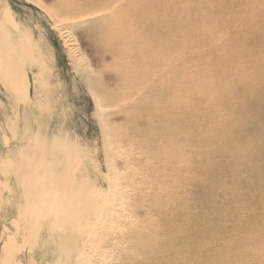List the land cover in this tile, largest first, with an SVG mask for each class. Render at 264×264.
<instances>
[{"label": "rangeland", "instance_id": "374dc122", "mask_svg": "<svg viewBox=\"0 0 264 264\" xmlns=\"http://www.w3.org/2000/svg\"><path fill=\"white\" fill-rule=\"evenodd\" d=\"M116 1L77 0L88 20L72 24L55 0H0L13 63L0 59V253L55 264L47 219L28 206L38 184L20 179L29 169L24 180H75L97 195L99 216L115 217L92 253L113 264H264V0H224L223 13L219 0L163 5L179 23L164 19L169 42L149 64L151 49L141 59L118 55L112 38L104 47ZM234 41L241 59L216 76Z\"/></svg>", "mask_w": 264, "mask_h": 264}, {"label": "bare ground", "instance_id": "6f19581e", "mask_svg": "<svg viewBox=\"0 0 264 264\" xmlns=\"http://www.w3.org/2000/svg\"><path fill=\"white\" fill-rule=\"evenodd\" d=\"M55 1L62 9V14L72 16V19H70L72 21L74 20L72 24L84 23L88 20L84 17V14L81 13L83 9L77 4V0ZM85 1L87 3L96 2V0ZM220 1L223 3H220ZM172 2L173 0H117L115 2L116 10L108 25L110 29L108 33L110 34L106 35L107 33L104 34V32L102 34L101 40L104 43V47L111 51L106 41L112 38V40L117 43L118 55H129V52L131 54L132 50H137L138 56L141 58L143 57L142 54L144 51L151 49L152 58L143 57L140 63L149 64L152 63V61H159L157 56L166 51L164 44L169 42L164 32V24H162L164 19L168 18L174 21L175 24L179 23L177 20L172 19V13L169 8L164 9L166 10L164 16L160 15V7L163 5L168 7ZM216 3L218 4L217 9H219L220 13L232 8L231 5H226L227 3L224 0H219ZM87 16L88 15H86V17ZM231 47L235 52L231 50ZM239 47H241V41L229 42L228 45H225L227 51H224L223 58H221L220 62L215 64L217 65L215 68L217 72L216 76L219 74L220 77L223 74V70L219 68L221 65H225L229 60L237 62L241 59L243 52L239 50ZM230 51L232 52L229 53ZM139 58L137 57L136 60ZM0 59L5 61L8 65L12 63L9 61L10 58L8 54H6V51L2 49L1 46ZM134 62L138 63L136 61ZM5 63L4 65H6ZM159 82L160 77L158 74L156 79L152 82L153 86L150 89L153 95L160 94L161 92V85ZM145 86L148 87L146 83ZM104 100L103 98V101ZM106 100L112 101L113 99L107 97ZM98 108L101 117H103L105 112L102 105L98 104ZM171 137V135L166 134L165 146H168ZM235 144H237V142H235ZM106 149L107 153L110 155L112 153V144L108 140ZM20 176L23 184L29 181L38 184V187H30L27 192L28 206L33 210L35 209L41 217H46L47 219L46 237L50 238L51 242L56 247V259L53 260L55 264H113V262H111V257L107 260L104 257H99V252L92 253V250L99 247V243L103 241L102 239H105L104 236L108 233V230L104 231L107 233L102 236L103 229L109 228L110 225L112 226V218L114 216L110 217V213L99 216L96 210L97 195L94 193L89 194L86 191L84 192L82 188L76 189L74 186L75 180H24V178L32 179V174H30L29 169L23 170ZM116 182L117 180H112V188L116 187ZM73 186L75 188L72 189ZM112 201L113 199L108 202L106 211H110L114 207L111 208L113 205ZM127 213L129 215L131 214L129 212ZM23 217L25 224H30L31 226L37 225L34 219V213H26ZM133 217L135 216H132V218ZM129 221L132 222L133 220L131 221L130 218ZM30 225L25 226V229L30 228ZM130 229L132 231L133 228ZM132 232H134V230ZM131 234L133 236V233ZM107 236L108 234L106 237ZM106 239L105 241H107ZM105 241H103V243ZM71 245H74V248L72 249V253H69ZM146 246L145 243L143 246L145 247V251H149L151 246H149V248ZM19 254L20 253L11 250L8 245L4 246L0 253V264H21Z\"/></svg>", "mask_w": 264, "mask_h": 264}]
</instances>
